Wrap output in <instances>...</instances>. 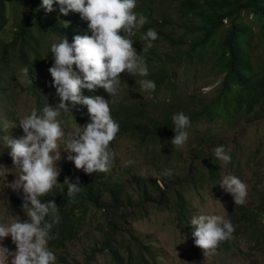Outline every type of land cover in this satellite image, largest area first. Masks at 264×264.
Returning <instances> with one entry per match:
<instances>
[{
    "label": "trees",
    "instance_id": "1",
    "mask_svg": "<svg viewBox=\"0 0 264 264\" xmlns=\"http://www.w3.org/2000/svg\"><path fill=\"white\" fill-rule=\"evenodd\" d=\"M180 2V16L189 19L192 24L199 22L198 25H187L186 31L179 38H175L171 32L168 36L162 30L168 25V20L157 21L150 10L144 13V9L140 7V12L148 19L134 36L140 41L146 34L143 29H154L158 36L168 37L175 45L190 40V48L186 53L179 54V61H183L187 56L191 60L194 56L208 57L213 69L224 76L222 89L214 101L202 102L199 105L194 98L185 100L177 95L175 97L174 93L165 108L155 100L132 104L125 98L114 101L110 105L111 115L119 123L120 131L111 142L112 146L125 134H130L146 147L166 145V142L168 144L176 135L173 130V116L181 112L190 118L191 126L198 125L202 119L241 120L255 111L261 112L260 115L264 117V55L256 60V67L253 51L256 32L247 22L250 16H254L260 29L257 33V47L264 53V0ZM41 5L42 0H0V35L7 28L11 16L16 21L8 40L4 38L0 47V110L3 105L1 103L7 96L6 85L16 65L21 69H29L28 86L38 103H42L48 99L51 90L47 87V78L37 66L44 60L45 55H48L52 62L51 67L54 65V57L50 52L52 36L59 37V42L66 37L69 43H73L76 35H91L89 22L82 19L80 13L60 15L58 4L54 5L56 11L47 13ZM157 25H160L161 29L157 28ZM140 32L142 35L138 34ZM146 63L149 75L143 78L154 81L155 90H158L159 94L165 92L167 95L169 89L173 90V81L169 70L163 64L164 61L153 48L149 51ZM82 91L84 95H97L105 90L100 88L95 92H89L87 89ZM153 104H158L160 110H153ZM69 114L76 118H89L88 110L81 111L78 107H71ZM1 122L0 114V134H4L5 129ZM197 141L198 145H203L207 140L198 136ZM190 153L199 157L201 162L191 170L186 180L179 175L163 176L161 173L164 171L161 170V186L157 183L158 177H144L135 173L134 192L125 179L114 170L89 175L69 161L58 176V183L61 185L42 198L43 202L55 200L59 207L61 221L53 228V233L58 234V238L49 241L52 252L57 256V263L69 262L70 252L66 250L69 244L79 238L85 225L94 216L103 213L106 221L103 241L93 247L88 261L76 263L91 264L97 253L107 252L114 264H154L156 261L153 249L133 231L129 218L141 214L146 204L151 203L175 208L178 211L179 223L188 219V189L199 184L198 179L202 181L207 177L208 183H212L221 177V162L212 153L193 149V146ZM66 179L80 185V191L74 198L67 195ZM21 194L22 196L15 199L17 205L24 202L23 191ZM228 217L235 227L234 239L222 242L218 249L225 253L238 249V255L250 264H264V190L254 187L243 205L235 204L230 208ZM240 242L244 243L243 248L240 247ZM61 250H66V255L59 252Z\"/></svg>",
    "mask_w": 264,
    "mask_h": 264
},
{
    "label": "rangeland",
    "instance_id": "2",
    "mask_svg": "<svg viewBox=\"0 0 264 264\" xmlns=\"http://www.w3.org/2000/svg\"><path fill=\"white\" fill-rule=\"evenodd\" d=\"M180 5V0H137V8L134 11L137 14H142L139 10L142 7L144 13L150 10L157 21L167 19L169 23L162 28L163 32L168 36L170 32L174 33V37L179 38L186 31L187 25L196 26L199 23L195 21L192 24L189 19L181 17L178 12ZM247 22L256 32L253 51L257 67L258 58L264 55L263 50L257 47V33L260 29L254 16H250ZM15 24L16 21L11 16L7 28L0 35V47L4 38L8 40ZM157 28L161 29V26L157 25ZM138 30L139 28L135 31ZM147 31L148 29H143V32L147 33ZM138 34L142 35L141 32ZM52 37L49 38L52 43H59V37ZM130 39L133 41V47L137 54L141 55L145 62L151 48L157 51L159 57L164 61L163 64L169 70L173 81L171 85L173 90L169 89L167 95L165 92L159 94L158 90L141 93L139 81L144 78L139 75L132 76L122 73V83L118 95L110 97L106 91L97 93V95L108 99L110 105L113 104V101L125 98L130 104L155 100L162 104V108H165L173 93L175 97L177 95L185 100L194 98L199 105L202 102L211 103L219 95L224 76L213 69L208 57L194 56V59L191 60L187 56L183 61H179V54L186 53L190 48V40L185 41L184 44L175 45L168 37L158 36V39L151 42L152 47L147 48L148 41L142 39L139 41L136 36H131ZM144 48L147 50H143ZM51 63L48 55H45L44 60L37 66L47 78V87L51 90L48 99L42 103H38L36 97L33 96L28 86L29 78L23 74L19 66L16 65L13 68L14 73L6 85L7 96L4 97L0 110L1 124L5 129V133L0 134V223H11L18 218L21 222L29 219L22 209V205L15 204V199L22 196L21 191L23 190L17 192L9 187L19 172L18 169H15L10 155L11 149L2 145V137L4 135L14 139L23 137L25 134L19 125L20 119L33 110L39 113L46 104L55 107L59 103L56 89L52 87L53 78L48 71ZM71 107H78L81 111L87 110V107L83 105L72 106L69 104L70 110ZM152 108L156 111L160 110L158 104H153ZM260 114L261 112L255 111L241 120L234 121L226 120V118L202 119L198 125L194 124L187 130L188 140L183 146L175 147L171 143L172 140H169L166 145L146 147L130 134L123 135L113 146L110 145V148L115 152L111 170L121 175L133 192L136 190L134 174H140L145 170L147 171L146 177H158L161 180L160 171L169 170L171 175H179L180 178L186 180L190 176L191 170L201 162L199 157L190 153L192 146L193 149L197 148L199 151H207L213 155L216 147L223 146L226 154L231 157L229 163L220 161L221 177L217 182L208 183V179L205 177L202 181L198 179L199 184L188 189L186 194L190 200V214L183 223H179L178 211L175 208L156 206L151 203L146 204L145 208L141 210V214L129 218L131 221V225H129L132 226L133 231L153 249L156 261L154 264H250L244 257L238 255V249L232 253H225L218 249L217 254L207 257L204 250L195 245L192 235L195 226L191 225V220L193 216L199 214H217L226 220L229 219L228 213L230 208L235 205V200L233 195L226 192L220 185L224 176H237L247 185L248 194L254 187L264 190V117ZM58 119L68 132H73L91 122L90 117L87 119L76 118L69 112L62 113ZM198 136H202V140L206 139L207 141L203 145H198ZM61 157L62 159L57 162L60 173L70 161L67 158L68 153L64 150H61ZM130 161L132 163L125 166ZM175 186L178 185L175 184ZM105 226L106 221L103 213H98L85 225L79 238L70 243L66 249L67 252H70L69 262L60 264H77V261L81 263L88 261V255L92 252L93 247L104 239ZM2 244L11 252L17 250L11 236H8ZM48 247L52 251L49 244ZM240 247H244L243 242H240ZM66 250L59 252L66 255ZM10 262L11 257H9V264ZM91 264H114V261L107 252H99Z\"/></svg>",
    "mask_w": 264,
    "mask_h": 264
},
{
    "label": "clouds",
    "instance_id": "3",
    "mask_svg": "<svg viewBox=\"0 0 264 264\" xmlns=\"http://www.w3.org/2000/svg\"><path fill=\"white\" fill-rule=\"evenodd\" d=\"M56 4L60 15L80 13L81 18L89 22L91 35H76L73 43L64 37L61 42L51 45L54 65L48 71L59 103L55 107L46 104L39 113L33 110L20 119L23 137H2V145L11 149L10 155L19 172L9 187L17 192L23 190L22 209L29 219L0 223V264H9V257L10 264H57V256L48 244L58 238L53 228L61 221L59 207L55 200L43 202L42 198L61 185L57 166L62 159L61 150L68 153V160L74 162L77 169L89 175L108 173L115 159L110 144L120 131L119 123L111 115L109 100L101 95H84L82 90L95 92L103 88L110 97H115L122 73L141 77L149 75L146 62L137 54L130 39L136 29L147 23V17L134 11L137 0H42L41 6L51 13L56 11ZM156 39L158 33L154 29H148L142 37L148 41L147 48L152 47L151 42ZM22 72L27 76L29 69L25 67ZM139 83L141 93L156 89L154 81L144 79ZM69 104L86 106L91 122L68 132L58 118L62 113L71 112ZM173 122L176 135L171 143L175 147L183 146L188 140L187 129L191 127V120L181 112L173 116ZM214 157L224 163L231 161L223 146L215 148ZM171 174L169 170L161 173L168 177ZM140 175L146 177L147 171H141ZM157 183L163 186L161 180ZM65 184L67 195L74 198L80 191L79 183L66 179ZM220 185L233 195L236 205L246 202L247 185L237 176H224ZM191 225L195 226L192 233L195 245L203 249L207 257L217 254L222 242L234 239V225L221 215L199 214L193 216ZM8 236L17 247L15 252L2 244Z\"/></svg>",
    "mask_w": 264,
    "mask_h": 264
}]
</instances>
